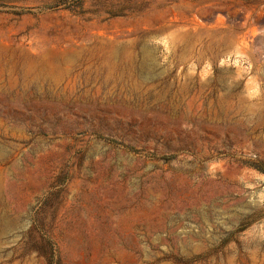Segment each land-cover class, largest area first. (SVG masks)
Segmentation results:
<instances>
[{
  "label": "rangeland",
  "instance_id": "rangeland-1",
  "mask_svg": "<svg viewBox=\"0 0 264 264\" xmlns=\"http://www.w3.org/2000/svg\"><path fill=\"white\" fill-rule=\"evenodd\" d=\"M262 171L264 0H0V264H264Z\"/></svg>",
  "mask_w": 264,
  "mask_h": 264
},
{
  "label": "trees",
  "instance_id": "trees-1",
  "mask_svg": "<svg viewBox=\"0 0 264 264\" xmlns=\"http://www.w3.org/2000/svg\"><path fill=\"white\" fill-rule=\"evenodd\" d=\"M101 138H103L104 140H106V141H108V142H110V143H116V144H117V142L114 141V140H112V139L105 138V137H101ZM262 172L264 173V171H262Z\"/></svg>",
  "mask_w": 264,
  "mask_h": 264
}]
</instances>
